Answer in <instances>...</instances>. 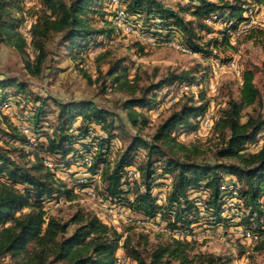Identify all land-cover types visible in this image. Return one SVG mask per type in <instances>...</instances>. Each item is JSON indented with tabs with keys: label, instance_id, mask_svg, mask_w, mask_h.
<instances>
[{
	"label": "trees",
	"instance_id": "obj_1",
	"mask_svg": "<svg viewBox=\"0 0 264 264\" xmlns=\"http://www.w3.org/2000/svg\"><path fill=\"white\" fill-rule=\"evenodd\" d=\"M15 1L0 0V40L22 49L24 40L17 32L19 21L11 15L10 6ZM102 1L36 0L40 11L30 29L36 51L34 66L28 65L30 73L39 74L47 55V40L54 34L58 35L57 45L70 50L95 43L98 37L111 36V29L95 26L89 17L90 13L101 15L103 24L112 26L103 17L104 13L100 14ZM121 1L126 12L138 16L148 28L165 30L167 36L178 32L183 44L192 51L205 53L210 52V44L218 45L216 39L200 42L199 33L211 31L207 20H225L227 25L222 41L229 43V36L246 21L245 13L250 3L248 0H187L192 5V18L188 19L180 10L160 0ZM95 4L101 10H96ZM119 67V63L110 66L109 73L116 74L114 82L121 87L128 80L124 79L125 73L119 72ZM193 79L190 70H182L169 72L140 90L131 88V95L122 103L128 121L133 126L145 123L138 109L153 108L155 94L151 93L165 85ZM253 79L252 70L245 69L238 98L229 96L225 106L220 108L211 127L212 134L218 139L211 148V158H207L205 150L198 145L187 146L176 139L178 129L191 128L192 120L205 114L207 102L196 104L191 97H184L179 107L165 116L150 136L132 134L111 160L102 150L112 137L115 115L92 100L57 101L52 132L42 141L33 142L34 138L24 134L4 116V123L10 129L6 134L22 147L32 146L34 150L31 153L33 160L20 164L11 153L23 150L22 147L12 146L9 150L0 146V260L29 253L18 264H117V251L121 248L124 259L134 264H229L228 257L197 250L194 240L167 234L165 239L160 235L157 241H150L147 234L132 232L133 226L119 232L81 207L67 218L48 213L44 206L46 200L63 195L73 201L76 195L45 162L50 157L57 166L67 163L68 155L73 153L72 145L86 135L91 124H96L108 137L99 140L89 168L93 174L100 173L106 197L145 219L159 216L170 232L179 230L192 234L194 221L190 217L198 214L199 207L189 192L205 191L204 208L215 219L221 215L227 195L222 188L225 176L234 177L236 197L244 210L236 225L262 234L264 143L257 151L247 150V145L255 143L264 132V110L256 109V106H264V102ZM27 87L28 84L17 77L3 76L0 78V99L7 98L8 89H14L13 94L19 95L25 93ZM245 107H252L254 112L248 113L247 119L241 122ZM41 116L39 111L33 113L34 127H38ZM77 118L80 123L73 127ZM138 154L142 155L140 159ZM98 165L102 166L100 171ZM133 166L139 180L131 190L127 168ZM159 176L170 180L161 204L153 195ZM130 193L132 197H129ZM263 241L264 238L260 237L257 242Z\"/></svg>",
	"mask_w": 264,
	"mask_h": 264
},
{
	"label": "rangeland",
	"instance_id": "obj_2",
	"mask_svg": "<svg viewBox=\"0 0 264 264\" xmlns=\"http://www.w3.org/2000/svg\"><path fill=\"white\" fill-rule=\"evenodd\" d=\"M160 1L180 10L185 18H192L190 14L192 5L187 0ZM248 1L249 9L245 13L247 19L234 34L229 36V43L222 41L227 25L225 20H207L211 31L200 32V42L203 44L208 40L216 39L218 45L210 44V52L205 53L192 51L183 44L178 32L167 36L165 30L148 28L138 16L126 12V6L122 1L114 5L110 3L111 0H103V11H100V14L104 13L103 17L109 20L112 26L104 25L101 15L95 16L90 13L89 17L95 26L111 29L112 35L98 37L95 43L71 50L57 45L58 35H52L46 43L47 55L41 70L39 74L34 75L28 68V65L34 66L36 57L30 29L40 11V5L36 0H16L10 6L11 15L19 21L17 32L23 38L24 46L19 49L6 40H0V78L17 77L27 83L28 87L25 93L19 95L13 94L14 89H8L7 98L0 99L2 130L0 146L9 150L12 146L20 148L23 146L6 134L10 129L4 123V116L24 134L34 138L33 142L42 141L46 134L52 132L57 101L92 100L115 115L112 137L107 147L102 150L111 160L132 134L150 136L156 125L172 110L179 107L184 97H191L196 104L207 102L205 114L192 120L191 128L178 129L175 132L176 139L187 146L198 145L205 150V156L211 158V148L218 142L212 134V124L220 108L225 106L228 97L238 98L242 72L245 69L252 70L254 84L260 90L264 102V0ZM94 7L96 10L100 9L99 5L95 4ZM119 9L122 11V18L119 17ZM250 22L251 25L247 28L246 25ZM150 38H156L159 43H154ZM167 39L172 40L174 44H169ZM232 60H234L233 65L230 64ZM117 63L120 64L119 72L125 73L124 79L128 80V83L121 87L118 82H114L116 74L109 73L110 66ZM182 70H190L194 79L168 84L151 93L155 94V105L153 108L138 109L143 114L145 123L133 126L122 108L123 101L131 95L130 89L140 90L150 82H157L169 72ZM183 89L186 93L178 97V92ZM259 108L264 110V106H256V109ZM37 111L41 112L42 116L37 124L38 127H34L32 117ZM253 112L252 107H245L242 110L241 122L247 119L248 113ZM79 123L80 118H77L73 127ZM90 126L86 135L72 145L74 154L68 155L67 163L57 166L53 159L46 158V166L66 183L67 188L73 189L76 195L73 201H68L63 195H55L46 200L44 206L48 213L67 218L76 208L81 207L94 213L102 222L119 232H124L133 226L132 232L147 234L150 241H157L160 235L165 239L167 234L175 238L194 240L197 250L228 257L231 260L229 264H264V243L257 242L260 238L257 240L251 237V241L248 240L242 234L249 235L252 230H245L236 225L244 210L241 201L236 197L234 177L225 176L222 188L227 191V195L224 197L221 215L215 219L204 208L205 191L201 189L190 191V197L196 200L199 207L198 214L190 217L194 221L191 225L192 234L188 236L179 230L175 232L180 234H174L159 216L145 219L132 213L125 205L106 197L100 173L93 174L89 166L99 140L108 136L101 126L96 124ZM263 143L264 132L259 135L255 143L247 145V150L257 151ZM22 148L23 150L12 152V157L20 164L32 161L31 153L34 147ZM140 153L142 154V151ZM141 154H138V159L141 158ZM134 167L127 168L130 186L133 188L131 190L135 189L139 180ZM97 168L100 171L102 166L98 165ZM169 182V177L159 176L156 179L153 195L158 204L163 202ZM129 197H132V193ZM262 237L264 238V234ZM29 247L31 248V245ZM28 255L29 253H22L16 258L6 256L0 260V264H18ZM117 256L119 259L117 264H134L124 259L121 248L118 249Z\"/></svg>",
	"mask_w": 264,
	"mask_h": 264
},
{
	"label": "bare ground",
	"instance_id": "obj_3",
	"mask_svg": "<svg viewBox=\"0 0 264 264\" xmlns=\"http://www.w3.org/2000/svg\"><path fill=\"white\" fill-rule=\"evenodd\" d=\"M111 4H114V5H117L118 3H120V0H111V2H110ZM113 5V6H114ZM112 6V7H113ZM116 9V8H115ZM125 11V10H124ZM122 12V11H121ZM119 13V12H118ZM122 14V13H121ZM123 15V14H122ZM127 17V16H126ZM251 25V22L250 23H248L247 25H246V27L248 28L249 26ZM244 28V27H243ZM242 30V29H241ZM241 32V31H240ZM146 35V34H145ZM169 39V38H168ZM167 39V40H168ZM178 40V39H177ZM169 41V40H168ZM152 46V45H151ZM188 48V47H187ZM181 49H182V47H181ZM191 51V50H190ZM230 64L231 65H233L234 64V60H232V61H230ZM181 83V82H180ZM190 85V84H189ZM172 86V85H171ZM174 88H175V86H174ZM175 90H177V89H175ZM174 90V91H175ZM184 90V89H183ZM160 91V90H159ZM179 93V92H178ZM184 93H186V92H184ZM184 93H179V95H178V97H180V96H182ZM165 97V96H164ZM169 99H171V98H169ZM173 99V98H172ZM176 99H178V98H176ZM176 99H174V101L176 100ZM162 103V102H161ZM26 128V127H25ZM26 130V129H25ZM24 131V130H23ZM28 131V130H27ZM200 139V138H199ZM117 143V142H116ZM90 158V157H89ZM91 160V159H90ZM90 163V162H89ZM53 165V164H52ZM132 171H133V169H132ZM131 174V173H130ZM129 176H131V175H129ZM138 176V175H137ZM136 176V177H137ZM130 178H132V177H130ZM135 178V177H134ZM232 184V183H231ZM162 197V196H161ZM232 201V200H231ZM234 208V207H233ZM229 211V210H228ZM175 234V233H174ZM264 234V232L262 233V234H255V235H253V236H251L253 239H257L258 240V238H260V237H262V235ZM249 235H252V232H251V234L249 233ZM177 236V235H176ZM186 238H188V237H186Z\"/></svg>",
	"mask_w": 264,
	"mask_h": 264
},
{
	"label": "built area",
	"instance_id": "obj_4",
	"mask_svg": "<svg viewBox=\"0 0 264 264\" xmlns=\"http://www.w3.org/2000/svg\"><path fill=\"white\" fill-rule=\"evenodd\" d=\"M119 17L120 18H122V16H121V9H119ZM150 40H154V43H159L158 41H157V39L156 38H150ZM169 44H174V42L172 41V40H169ZM179 93H184V90H180L179 91ZM207 124H208V122H207ZM30 131V130H29ZM132 171V170H131ZM175 234H180V232H174ZM257 232H254V231H252V235H245V234H242L245 238H247L248 240H250L251 241V236H253V235H255ZM188 236H189V234H187ZM118 262H119V259H118Z\"/></svg>",
	"mask_w": 264,
	"mask_h": 264
}]
</instances>
